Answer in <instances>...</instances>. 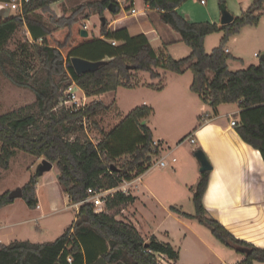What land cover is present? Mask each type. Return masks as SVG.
Wrapping results in <instances>:
<instances>
[{
    "label": "trees",
    "instance_id": "1",
    "mask_svg": "<svg viewBox=\"0 0 264 264\" xmlns=\"http://www.w3.org/2000/svg\"><path fill=\"white\" fill-rule=\"evenodd\" d=\"M60 0H29L8 19H0V71L13 84L32 90L33 104L0 115V166L10 167L16 149L56 163L58 181L72 203L86 198L91 187L112 188L123 179H135L153 165L160 150L154 145L153 132L143 121L152 109L146 105L134 108L96 144L87 137L81 124L104 107L102 100L77 111L60 107L64 90L73 81L86 96L115 91L119 87H134L135 73L147 71L151 77L161 75L159 68L184 74H194L191 90L211 103L213 113L219 105L238 103L241 109L236 130L244 141L258 149L264 159V58L247 68L231 70V54L225 49L229 38L246 25H258L264 15V0H253L240 16L229 24L191 22L177 8L187 0H146L151 9L160 11L161 19L180 33L183 42L192 49L190 55L175 59L164 50L155 49L145 34L131 36L126 28L108 29V22L99 30L103 38L81 34L89 14L44 19L53 3ZM221 12L228 13L225 0L219 3ZM103 12L121 10L117 0H95L82 8ZM130 7V6H129ZM128 7V8H129ZM23 26L31 39L10 42ZM224 32L220 45L211 53L205 50V39L215 32ZM115 42V44L113 43ZM105 61L97 70L78 74L72 57ZM214 73L209 77V72ZM201 150V149H199ZM129 156L117 165L116 159ZM210 171L202 172L193 193L196 212L172 210L206 225L225 245L243 253L238 264L264 262V248L236 238L220 221L210 216L204 205ZM37 175L22 186L23 198L32 208L38 206ZM15 199L9 192L0 194V209ZM135 197L117 192L107 202L108 211L96 212L92 204L80 205L77 217L59 237L48 242L16 240L0 246V264H95L104 258L109 264H160L156 253L177 262L180 253L169 242L156 236L146 240L131 222L116 218L118 211ZM244 249H250L246 253ZM72 257V262L68 261Z\"/></svg>",
    "mask_w": 264,
    "mask_h": 264
},
{
    "label": "rangeland",
    "instance_id": "2",
    "mask_svg": "<svg viewBox=\"0 0 264 264\" xmlns=\"http://www.w3.org/2000/svg\"><path fill=\"white\" fill-rule=\"evenodd\" d=\"M4 1L10 0H0V6ZM92 1L95 0H60L52 4V14L43 13L40 16L48 19L51 15L59 18L75 13L78 16L89 14V18L84 24L88 25V31L91 34L97 36L100 34L99 28L102 24V18L104 17L105 21L109 23V28L113 23V15L115 14H113L112 8H106L103 12L95 8L84 7L80 9L83 4ZM120 1L124 7L122 15L129 14L128 9L131 8H126V6L131 7L133 1H135V6L139 11H145L147 8L146 0ZM205 1L207 2L206 5L202 4L200 0H190V5L200 15L209 13L211 17L216 6L215 0ZM242 1L245 0H225L228 12H232L236 5L239 6ZM247 2L249 6L253 0ZM219 3L220 0H217L218 6ZM15 13L16 11H12L11 15ZM129 20H136V17H131ZM27 32L26 26L21 27L10 42L11 48L16 46V41L29 39ZM223 35V31L208 35L205 39V50L211 53L215 47L220 45ZM154 45L159 47L162 43L156 41ZM166 47L167 53L175 59L186 57L192 51L191 47L182 41L166 45ZM225 48H229L232 55L240 58L233 61V56H231L228 60L231 70L244 69L251 64H257L264 55V17H261L258 25L242 27L239 33L229 38ZM159 70L161 75L157 78L151 77L147 71L136 72L134 87H119L115 91L87 96V105L95 100H102L105 105L89 118L88 132L85 130L84 132L88 138L98 144L102 140L103 134L110 132L134 108L143 105L150 107L152 113L147 118L149 119L147 125L156 137H160L166 150L163 155L155 157L154 166L145 177V181L157 183L161 194L166 197V191L171 187L168 185V181L164 180V174L169 172V167L172 165H169L171 164L169 159H166L168 165L165 168L156 166L155 163L166 152L172 150V157L177 158V162L172 166L177 169L178 175L176 174V176L181 177V180L188 179L189 182L197 183V177L202 173V165L197 156V151L200 148L191 139L195 138L194 133L190 134L194 124L192 118L195 123L203 121L206 116L210 117L213 107L210 102L203 100L199 94L191 90L194 78L191 70H187L182 75L173 71H162L161 68ZM213 75L214 73L210 71L209 77L212 78ZM163 89L164 91L160 92ZM79 93L80 96H83L82 92ZM35 100L36 96L32 90L13 84L0 71V115L31 105ZM43 158L16 149L11 158L10 167L4 169L0 166V194L22 187L29 182L32 176L37 175L36 194L40 201V208L36 209L30 207L23 197H18L15 198L14 202L8 203L0 209V246L16 240L53 241L73 224L77 217L78 210L69 207L72 201L58 181L59 169L57 164L53 163V168L50 171L39 172L38 168ZM129 159V156L126 155L117 158V165L121 166L125 160ZM183 190L184 195L180 196L179 199L183 200L184 206L179 204L175 206L183 212L195 214L196 208L192 188L188 186ZM54 204H56V209L53 208ZM115 209H108L106 206L105 211L114 213ZM172 212L177 213L173 210ZM151 213L143 209L142 205H136L133 202L122 207L116 214V218L133 224L136 220L145 229L147 227L156 229L160 240L170 242L179 251V264H214L216 260L211 251L217 253L222 259L230 261L231 255L237 252L234 248L218 240L212 231L196 218H192L191 228L193 230L189 231L166 212L157 213L159 215L157 217ZM41 214L43 216L37 218ZM166 229L170 232V236L164 234ZM185 233H187V237H185ZM196 234L203 238V240L201 239L202 242L197 238L199 236H195ZM160 262L161 264H172L167 257H164L163 261ZM254 263L264 264L260 261H254Z\"/></svg>",
    "mask_w": 264,
    "mask_h": 264
},
{
    "label": "crops",
    "instance_id": "3",
    "mask_svg": "<svg viewBox=\"0 0 264 264\" xmlns=\"http://www.w3.org/2000/svg\"><path fill=\"white\" fill-rule=\"evenodd\" d=\"M247 1H242L239 6L236 5L235 9H232L233 11L230 13L234 17L241 15L249 7ZM117 2H119L121 10L118 14L113 15V23L108 29L115 31L126 28L131 36L145 34L155 49L164 50L166 53V45L183 42L181 34L162 21L158 9H151L147 5L145 11H139L135 6V1H133L131 7L126 6V8H131L128 9L129 14L122 15L124 12L123 3L120 0H117ZM215 3L216 6L213 9V13H211V17L209 13H204L202 14L203 16L200 15L190 5V0L182 3L177 8V11L191 22H211L221 25L223 13L219 9L217 0H215ZM204 4L206 5L207 2ZM132 9H135L137 12L134 14ZM131 17H136V20H129ZM27 33L29 39L32 40L30 33ZM96 37L103 38L104 36L98 34ZM156 41H161L162 45L155 47L154 42ZM225 49L232 55L229 48ZM232 56L233 61L240 59L237 56ZM162 71L165 70L162 69ZM163 91L164 89L160 92ZM218 110V114L215 115L212 111L210 112V117L206 116L203 121H198V123H195L192 118L194 124L191 127L192 132L190 134L194 133L196 140L195 138L192 139L206 154L212 164L209 174V184L203 198L204 205L208 214L220 221L236 238L264 248V159L258 149H255L243 140L237 132L236 126H231L232 120H236L237 122L239 120V113L241 111L239 104L223 103L219 105ZM147 121L149 122V119ZM153 137L155 140L161 142L160 137H156L154 133ZM162 144L164 146V143ZM163 146L159 156L163 155L166 150ZM172 153L173 151L170 150L164 156L169 155L168 159L171 160ZM170 163L169 165H175L171 161ZM155 165L160 166L158 161ZM153 166L134 179L131 193L135 197L134 204L142 205L143 209L152 212L151 214L155 217L159 216L157 213L161 211L166 212L187 230H193L191 228L193 224L192 218H188L180 213H173L172 209L169 208L178 204L184 206L183 200L179 199L180 196L184 195L183 189L191 186L194 193L201 174L197 177V183H192L188 179L181 180V177L176 176L177 169L168 166L169 172L164 174V180L168 181L167 183L171 188L167 189L165 197V195L161 194L157 183L145 181V177L152 170ZM160 167L165 168L167 166ZM39 204L40 201L38 199V206ZM38 206L36 209L40 208ZM53 206L54 209L57 208L56 204ZM42 216L41 214L37 218ZM134 223L146 240L153 235L160 239L158 233L155 231L156 229L153 227L145 229L139 221L137 223L134 220ZM164 234L170 236V232L167 229ZM195 236L199 235L196 234ZM185 237H187V233H185ZM197 238L203 240L200 236ZM211 253L216 260L214 264H238L245 259V255L240 252L232 254L230 261L222 259V257L213 251ZM170 261L172 264H179V261Z\"/></svg>",
    "mask_w": 264,
    "mask_h": 264
},
{
    "label": "built area",
    "instance_id": "4",
    "mask_svg": "<svg viewBox=\"0 0 264 264\" xmlns=\"http://www.w3.org/2000/svg\"><path fill=\"white\" fill-rule=\"evenodd\" d=\"M29 0H10V1H4L3 4L0 6V9L4 6H9L11 8V11L21 12L22 13V7L25 2H28ZM206 1L201 0V3L204 4ZM132 12L135 14L137 11L135 9H132ZM83 28L88 29V25L84 24ZM115 44V42H113ZM79 92L83 93V96H80ZM87 96L84 93V91L81 89V87L76 83L72 82L69 84V86L64 90L63 98L61 99L59 106L65 107L67 109H70L71 111H77L79 109L84 108L87 105ZM89 118L84 117L82 119V126L83 129L88 132V126H89ZM237 121L232 120L231 126H236ZM192 139V138H191ZM193 140V139H192ZM194 141V140H193ZM154 145L158 146L159 150H161L163 144L159 140H154ZM169 158V155L163 156L159 161L158 164L160 166H167L166 159ZM170 161L175 163L177 161L176 157H170ZM134 179H123L117 186L112 188H102V187H91L87 190V196L83 200L72 203L69 205V207H74L77 210L79 209L80 205L84 203L92 204L95 207L96 212H102L105 211V208L107 206L108 199L112 196H114L117 192H122L125 195H130L132 193V186H133ZM39 207V206H38ZM157 258L160 261H163V258L166 257L162 253H156ZM68 261L72 262V257H68Z\"/></svg>",
    "mask_w": 264,
    "mask_h": 264
},
{
    "label": "water",
    "instance_id": "5",
    "mask_svg": "<svg viewBox=\"0 0 264 264\" xmlns=\"http://www.w3.org/2000/svg\"><path fill=\"white\" fill-rule=\"evenodd\" d=\"M11 14V8L9 6H4L0 9V19H8L10 17ZM234 20V16L231 13H225L222 15L221 18V24H229ZM105 18H102V23L104 24ZM81 34L82 36L86 37L89 35V31L86 28H83L81 30ZM261 58H264V55H262ZM72 61V65L75 69V71L78 74H84L87 72H92L97 70L105 61L100 60V61H93V60H89L83 57H78V56H74L71 59ZM147 119H145L143 121L144 124H147ZM197 156L201 161V172H205V171H210L212 169V164L210 163V161L208 160L206 154L202 151V150H198L197 151ZM53 168V162L49 161L46 158L42 159L41 164L39 165V172L40 173H44L47 171H50ZM9 197L10 198H18V197H23V190L22 187H17L16 189H13L12 191L9 192ZM246 253H250L251 250L250 249H244ZM95 264H109L104 258H99V260L95 263Z\"/></svg>",
    "mask_w": 264,
    "mask_h": 264
}]
</instances>
